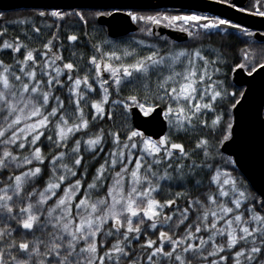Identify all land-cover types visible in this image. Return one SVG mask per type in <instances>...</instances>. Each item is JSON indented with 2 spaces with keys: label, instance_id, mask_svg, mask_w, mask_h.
I'll use <instances>...</instances> for the list:
<instances>
[{
  "label": "snow or ice",
  "instance_id": "1",
  "mask_svg": "<svg viewBox=\"0 0 264 264\" xmlns=\"http://www.w3.org/2000/svg\"><path fill=\"white\" fill-rule=\"evenodd\" d=\"M219 3L264 17V0ZM110 14L54 7L0 26V264H264V188L222 150L245 95L229 74L264 71V39L205 54L211 30L253 32L219 15L128 11L158 41L132 37L140 54L92 34ZM153 112L155 136L130 123Z\"/></svg>",
  "mask_w": 264,
  "mask_h": 264
},
{
  "label": "water",
  "instance_id": "2",
  "mask_svg": "<svg viewBox=\"0 0 264 264\" xmlns=\"http://www.w3.org/2000/svg\"><path fill=\"white\" fill-rule=\"evenodd\" d=\"M157 0H155L156 2ZM240 0H235L239 4ZM245 2L240 5H245ZM59 7L62 10H101L114 11L110 15L97 18L98 24L106 28L110 38H118L137 31L138 27L128 16L127 11L158 9L164 7L196 9L203 7L205 10L228 12L230 7L209 0H160L157 3H147L144 0H0V11L8 12L20 9H34L51 11ZM247 15V14H246ZM250 15L243 18L232 17L246 28L256 29L251 21L264 22L263 18H253ZM160 35L176 42H184L187 35L164 27L154 29ZM255 39L260 41L264 36L255 34ZM233 84L243 88L245 95L240 97L237 107L232 110L233 136L225 142V155H231L239 163L235 166L244 175L251 188L255 191L264 188V71L257 70L251 77L244 73H237L232 78ZM133 126H138L146 135L155 136L160 132L162 117L158 112L150 116L134 114L131 117ZM166 127V125H165Z\"/></svg>",
  "mask_w": 264,
  "mask_h": 264
},
{
  "label": "trees",
  "instance_id": "3",
  "mask_svg": "<svg viewBox=\"0 0 264 264\" xmlns=\"http://www.w3.org/2000/svg\"><path fill=\"white\" fill-rule=\"evenodd\" d=\"M38 11H40V10H37V9L36 10H34V9L16 10L15 9L14 11L5 12L6 16L4 18H0V26H5V24H4L5 20H17V19L30 18V17H33L34 13H36ZM81 11H84L86 13L90 12V11L103 12L101 10H81ZM135 12L144 13V11H135ZM97 18L94 21V23H95L97 28H102L103 31L99 32L98 34L97 33H92V34L94 36H98V38L107 39V40L113 42L117 47H124V46L130 45L131 47H136L137 51L140 52V54H144L145 46H137V44L131 39L132 37H135L136 40L144 39L150 43H157L158 42L155 39H153L152 37H148L146 34L140 33L138 30L136 32L131 33V34H127L125 36H121V37L114 38V39L110 38L107 34L106 28L104 26H101L100 24H98ZM14 27L19 29L18 25H15ZM139 27H140V25L138 26V29H139ZM89 31L90 32L92 31L91 28H89ZM10 33H11V28H10ZM249 41H256V40L241 37L238 35L236 36V34H234V33H222L221 34V33L215 32L211 35L210 38H205L204 40L199 41V43H202L205 46V54H209V50H211V49H215V50L219 51L220 49L223 48L226 51V53L228 54L229 58H231V56L235 55L237 53V51L240 48H242L245 43H248ZM176 46L177 47H189L190 48V47H194L195 44H194L193 40L190 38L188 41H186L182 44H176ZM90 50H91V47L89 45L88 51H90ZM256 55H257V59L259 60L261 58V54H260L259 50H257ZM232 78H233L232 74H229V80L233 84ZM153 80H155V76H153ZM233 87L235 90H238V91L244 90L243 88L237 87L234 84H233ZM236 100L237 101L240 100L239 95H237ZM232 102H235V101H232ZM232 110L233 109H231V115H232ZM232 118H233V116H232ZM130 123H132L131 118H130ZM235 169H236V174L238 176L242 177L244 180H246L244 175L241 174V172L236 167H235ZM250 185L251 184H249V186Z\"/></svg>",
  "mask_w": 264,
  "mask_h": 264
},
{
  "label": "flooded vegetation",
  "instance_id": "4",
  "mask_svg": "<svg viewBox=\"0 0 264 264\" xmlns=\"http://www.w3.org/2000/svg\"><path fill=\"white\" fill-rule=\"evenodd\" d=\"M159 1L160 0H157L156 2L155 1H153V2L151 1V2H147V3L153 4V3H157ZM209 1L219 2V0H209ZM244 2H245L244 0H240L239 1V4H243ZM248 3H249V0H246L245 5H247ZM142 11H144V13H148V14H151V13L156 12V11H168V12H170L172 14H175L177 11H183V12L195 11V12H198V13H201V14H205V15H219V16H223V17L230 18V19H232V17H235V18L240 17V18H242V19H239L241 21H243V18H245L248 15H250L249 16L250 17V20L253 19V18H251V16L254 17V18H256V19H258V18H263L264 19V17H259V16H256V15H253V14H250V13H246V12H240L238 10L231 9V8H229L227 10L228 12L215 11V9H214V11L213 10L210 11L208 9L205 10L203 7H198L196 9L164 7V8H158V9H152V10L151 9H146V10H142ZM103 12L104 13H113L114 11H110V12L109 11H103ZM232 20L235 23H239L235 19H232ZM251 22H252L251 25L257 27L256 29H251V28H248L247 27L248 29H250L253 32V35L251 37L245 36L238 29H235V28H232V27H227V26H224L223 27V30L220 31V32H217V30H211V32L212 33H215L216 32V33H221V34L222 33H234V34H236V36L238 35V36H241V37H245V38H249V39H254V40H256L255 37H254L255 34H259L261 36H264V22H260L258 20H254V21H251ZM133 23H136V22H133ZM136 25L139 26L137 23H136ZM241 25L243 27H246L243 24H241ZM170 30H174V29H170ZM174 31L179 32L178 30H174ZM161 36H167V35H161ZM189 39L190 38L187 37V40L186 41H188ZM169 40L175 42V44H182V43L186 42V41H184V42H176L175 40H173L171 38H169ZM256 41H258V40H256Z\"/></svg>",
  "mask_w": 264,
  "mask_h": 264
},
{
  "label": "rangeland",
  "instance_id": "5",
  "mask_svg": "<svg viewBox=\"0 0 264 264\" xmlns=\"http://www.w3.org/2000/svg\"><path fill=\"white\" fill-rule=\"evenodd\" d=\"M144 1H146V2H151V1H152V2H153V1H155V0H144Z\"/></svg>",
  "mask_w": 264,
  "mask_h": 264
}]
</instances>
